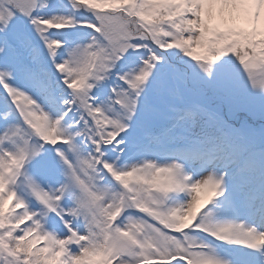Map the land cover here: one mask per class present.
I'll use <instances>...</instances> for the list:
<instances>
[{"label": "snow or ice", "instance_id": "6c2138e0", "mask_svg": "<svg viewBox=\"0 0 264 264\" xmlns=\"http://www.w3.org/2000/svg\"><path fill=\"white\" fill-rule=\"evenodd\" d=\"M0 264H264V0H0Z\"/></svg>", "mask_w": 264, "mask_h": 264}]
</instances>
